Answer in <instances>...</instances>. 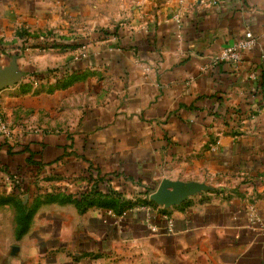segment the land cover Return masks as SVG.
<instances>
[{
	"label": "crops",
	"instance_id": "obj_1",
	"mask_svg": "<svg viewBox=\"0 0 264 264\" xmlns=\"http://www.w3.org/2000/svg\"><path fill=\"white\" fill-rule=\"evenodd\" d=\"M10 67L0 264H264V0H0ZM164 182L204 190L165 207Z\"/></svg>",
	"mask_w": 264,
	"mask_h": 264
},
{
	"label": "water",
	"instance_id": "obj_2",
	"mask_svg": "<svg viewBox=\"0 0 264 264\" xmlns=\"http://www.w3.org/2000/svg\"><path fill=\"white\" fill-rule=\"evenodd\" d=\"M22 78L23 75L17 71L16 67L6 68L3 71L0 70V92L6 87L16 85ZM199 190H204V187L196 184L183 185L164 182L151 196V200L158 205L171 207L181 204L190 195Z\"/></svg>",
	"mask_w": 264,
	"mask_h": 264
},
{
	"label": "built area",
	"instance_id": "obj_3",
	"mask_svg": "<svg viewBox=\"0 0 264 264\" xmlns=\"http://www.w3.org/2000/svg\"><path fill=\"white\" fill-rule=\"evenodd\" d=\"M256 44H257L256 38L253 36L251 32H247L244 38L239 40L234 45L224 49L217 57V60L220 62L228 63L236 70H239L240 66L244 62V55L254 50ZM53 73L56 72L54 71ZM39 79L41 78H39L38 76H32V82L35 85H38ZM2 92L3 91L0 92V137L10 141L12 138V130L8 125L1 109ZM263 102H264V95H263ZM18 181L19 178L16 176L15 177L11 176L6 178V182L11 186V188L14 185H16Z\"/></svg>",
	"mask_w": 264,
	"mask_h": 264
},
{
	"label": "trees",
	"instance_id": "obj_4",
	"mask_svg": "<svg viewBox=\"0 0 264 264\" xmlns=\"http://www.w3.org/2000/svg\"><path fill=\"white\" fill-rule=\"evenodd\" d=\"M104 36H108L109 34L107 32H103ZM87 43V41L85 42ZM52 44V47H55L54 43H50L47 40L45 41V47H49ZM39 78H41V76L37 75ZM21 186L20 183L17 185H15V187L12 189V191L14 192L12 195H16L18 192H20L21 190ZM15 196H10V197H0V205H5V204H9L13 201ZM102 196H99L98 200V204L99 206L102 207H112L114 205V200H101ZM96 196H94L92 193L90 194H85L83 197H81V200H76V205L78 206V208L80 209V211H84L86 209L87 205H92L94 204ZM72 199L70 197H58L57 195H53V194H49L46 196V202L47 203H55V202H61V203H66V202H70ZM20 214L18 215V230H17V237L20 238L22 237L26 232L27 229L29 227L31 218L35 212V210H32L30 212H26V211H22V207H20Z\"/></svg>",
	"mask_w": 264,
	"mask_h": 264
}]
</instances>
